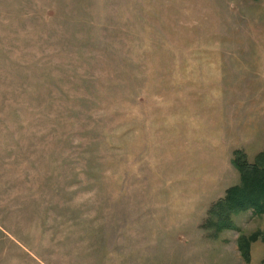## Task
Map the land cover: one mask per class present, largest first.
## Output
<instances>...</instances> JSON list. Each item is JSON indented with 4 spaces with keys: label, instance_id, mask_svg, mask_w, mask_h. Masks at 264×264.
I'll use <instances>...</instances> for the list:
<instances>
[{
    "label": "rangeland",
    "instance_id": "374dc122",
    "mask_svg": "<svg viewBox=\"0 0 264 264\" xmlns=\"http://www.w3.org/2000/svg\"><path fill=\"white\" fill-rule=\"evenodd\" d=\"M263 147L264 0H0V264H264Z\"/></svg>",
    "mask_w": 264,
    "mask_h": 264
},
{
    "label": "trees",
    "instance_id": "16d2710c",
    "mask_svg": "<svg viewBox=\"0 0 264 264\" xmlns=\"http://www.w3.org/2000/svg\"><path fill=\"white\" fill-rule=\"evenodd\" d=\"M232 164L239 172V182L227 188L224 197L211 206L205 221V226L214 229L216 234L236 227L235 214L248 210L264 214V147L252 162L241 150H235ZM257 238V232L238 236L237 246L245 261H249L250 244Z\"/></svg>",
    "mask_w": 264,
    "mask_h": 264
}]
</instances>
